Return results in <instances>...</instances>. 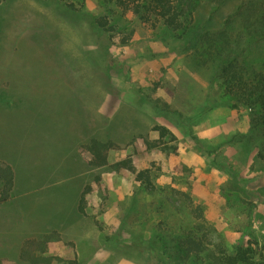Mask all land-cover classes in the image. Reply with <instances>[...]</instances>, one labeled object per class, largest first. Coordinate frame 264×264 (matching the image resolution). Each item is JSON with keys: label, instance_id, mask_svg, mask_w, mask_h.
Masks as SVG:
<instances>
[{"label": "rangeland", "instance_id": "obj_1", "mask_svg": "<svg viewBox=\"0 0 264 264\" xmlns=\"http://www.w3.org/2000/svg\"><path fill=\"white\" fill-rule=\"evenodd\" d=\"M238 1L211 21L203 2L195 19L221 23ZM84 3L102 10L100 0ZM133 19L130 41L115 37L109 45L55 0H0V161L16 174L11 199L0 205V264H29L21 258L26 240L54 231L60 238L44 252L52 264L175 262L160 261L145 242L160 228L172 238L195 229L229 251L247 231L264 242V163L247 154L241 137L247 111H207L208 80L192 69L183 44L162 42ZM151 93L182 117L158 109ZM157 124L174 135L161 136ZM93 137L117 143L110 163L131 157L153 189L127 169L91 165ZM237 174L245 178L241 189Z\"/></svg>", "mask_w": 264, "mask_h": 264}, {"label": "trees", "instance_id": "obj_2", "mask_svg": "<svg viewBox=\"0 0 264 264\" xmlns=\"http://www.w3.org/2000/svg\"><path fill=\"white\" fill-rule=\"evenodd\" d=\"M55 1L63 14L71 13L87 20L99 35L107 38L109 45L115 37L120 38V44L130 41L135 29L133 17L158 33L162 42L167 43L170 38L182 43L188 61L194 66L192 69L204 73L208 80L207 111L221 105L239 113L246 110L249 124L241 137L249 144L247 154L254 153L255 158L264 163V0H239L221 23L211 26L196 21L195 13L200 4H210L206 19L211 21L229 0H100V12L85 8L84 0H79V6L64 0ZM149 98L158 109L182 117L181 112L161 97L151 93ZM154 129H158L161 136L174 135L160 124ZM191 137L200 147L197 135L193 133ZM87 147L92 154L89 163L94 167L110 165L115 170L127 169L135 173L136 180L146 190L153 189L149 172L138 170L131 157L110 163L109 151L118 147L114 141L93 137ZM234 179L239 184L237 188L241 189L245 178L237 174ZM15 180L14 168L0 161V205L11 199ZM89 191L88 184L79 199L81 211L85 210ZM197 235L198 231L190 229L172 238L160 228L145 242L160 261L175 259L171 263L162 262L165 264H264V242L253 240L252 232L247 231L248 239L243 236L231 251L218 243H207L204 235ZM59 238V233L54 231L26 240L21 258L29 264H52L54 257L46 256L44 252L48 242ZM34 248L40 252H34ZM64 263L79 264V261Z\"/></svg>", "mask_w": 264, "mask_h": 264}, {"label": "crops", "instance_id": "obj_3", "mask_svg": "<svg viewBox=\"0 0 264 264\" xmlns=\"http://www.w3.org/2000/svg\"><path fill=\"white\" fill-rule=\"evenodd\" d=\"M235 118H236V120H239V117L236 116ZM244 121H245L246 125L248 126L249 121H248V116L247 115H245V120Z\"/></svg>", "mask_w": 264, "mask_h": 264}]
</instances>
